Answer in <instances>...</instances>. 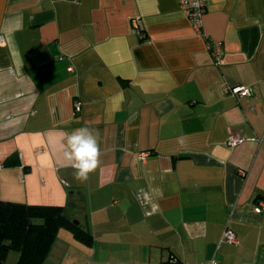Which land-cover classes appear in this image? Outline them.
<instances>
[{
	"label": "crops",
	"instance_id": "0c3cea01",
	"mask_svg": "<svg viewBox=\"0 0 264 264\" xmlns=\"http://www.w3.org/2000/svg\"><path fill=\"white\" fill-rule=\"evenodd\" d=\"M204 2L198 29L180 0H0L1 198L94 238L60 232L46 264H264V0ZM81 127L102 153L85 182L63 159Z\"/></svg>",
	"mask_w": 264,
	"mask_h": 264
},
{
	"label": "trees",
	"instance_id": "16d2710c",
	"mask_svg": "<svg viewBox=\"0 0 264 264\" xmlns=\"http://www.w3.org/2000/svg\"><path fill=\"white\" fill-rule=\"evenodd\" d=\"M19 164L17 156L6 162ZM63 230L88 247L94 243L92 233L64 207L4 201L0 193V264H7L12 252L19 255L17 264H46Z\"/></svg>",
	"mask_w": 264,
	"mask_h": 264
},
{
	"label": "clouds",
	"instance_id": "9594fccd",
	"mask_svg": "<svg viewBox=\"0 0 264 264\" xmlns=\"http://www.w3.org/2000/svg\"><path fill=\"white\" fill-rule=\"evenodd\" d=\"M101 155L98 135L90 128L81 127L66 134L63 159L65 166L75 169V179L87 181L100 166Z\"/></svg>",
	"mask_w": 264,
	"mask_h": 264
},
{
	"label": "built area",
	"instance_id": "2783aa9c",
	"mask_svg": "<svg viewBox=\"0 0 264 264\" xmlns=\"http://www.w3.org/2000/svg\"><path fill=\"white\" fill-rule=\"evenodd\" d=\"M182 8L187 12L192 22L197 26V28H201L202 25V18L206 12V3L204 0H180ZM214 56L216 59V64H219L223 53L221 51V44L216 43L214 46ZM228 93L236 98H249L252 97L253 91L250 86L247 85H236L231 86L228 88ZM81 107V103H76V109L79 110ZM243 140L239 137L233 136L229 140L230 145H237ZM256 212L258 214H262L264 212V201H261L256 208ZM229 242L230 244H238L237 236L236 234L230 230L229 228L226 229L224 232L222 242ZM168 264H181L180 260L176 256H172ZM211 264H219V262L214 259L212 260Z\"/></svg>",
	"mask_w": 264,
	"mask_h": 264
},
{
	"label": "rangeland",
	"instance_id": "374dc122",
	"mask_svg": "<svg viewBox=\"0 0 264 264\" xmlns=\"http://www.w3.org/2000/svg\"><path fill=\"white\" fill-rule=\"evenodd\" d=\"M61 237H63L65 240L69 241V240H71V233H69L68 231L63 230V231H61ZM18 259H19L18 253L17 252H12L9 255L7 264H17Z\"/></svg>",
	"mask_w": 264,
	"mask_h": 264
},
{
	"label": "water",
	"instance_id": "95a60500",
	"mask_svg": "<svg viewBox=\"0 0 264 264\" xmlns=\"http://www.w3.org/2000/svg\"><path fill=\"white\" fill-rule=\"evenodd\" d=\"M64 248L59 244L57 243V246L56 248H54V250L52 251L51 253V256H50V260H56L58 261L62 256L60 255L62 252H63Z\"/></svg>",
	"mask_w": 264,
	"mask_h": 264
}]
</instances>
